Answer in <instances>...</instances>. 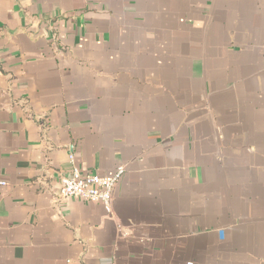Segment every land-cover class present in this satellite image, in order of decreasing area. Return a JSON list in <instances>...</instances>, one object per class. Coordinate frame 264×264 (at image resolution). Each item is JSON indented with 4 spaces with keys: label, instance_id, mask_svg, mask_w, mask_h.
<instances>
[{
    "label": "crops",
    "instance_id": "obj_1",
    "mask_svg": "<svg viewBox=\"0 0 264 264\" xmlns=\"http://www.w3.org/2000/svg\"><path fill=\"white\" fill-rule=\"evenodd\" d=\"M0 264H264V0H0Z\"/></svg>",
    "mask_w": 264,
    "mask_h": 264
},
{
    "label": "built area",
    "instance_id": "obj_2",
    "mask_svg": "<svg viewBox=\"0 0 264 264\" xmlns=\"http://www.w3.org/2000/svg\"><path fill=\"white\" fill-rule=\"evenodd\" d=\"M125 170V165L119 164L110 175L81 174L77 167H73L69 175L61 178L60 195L99 202L110 214L114 189Z\"/></svg>",
    "mask_w": 264,
    "mask_h": 264
}]
</instances>
